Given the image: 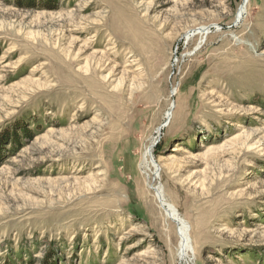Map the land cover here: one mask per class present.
<instances>
[{"label": "rangeland", "instance_id": "rangeland-1", "mask_svg": "<svg viewBox=\"0 0 264 264\" xmlns=\"http://www.w3.org/2000/svg\"><path fill=\"white\" fill-rule=\"evenodd\" d=\"M246 2L0 0V264H264Z\"/></svg>", "mask_w": 264, "mask_h": 264}, {"label": "bare ground", "instance_id": "bare-ground-1", "mask_svg": "<svg viewBox=\"0 0 264 264\" xmlns=\"http://www.w3.org/2000/svg\"><path fill=\"white\" fill-rule=\"evenodd\" d=\"M247 4H248V0L247 2L245 3V5L242 6L241 8V11L239 13V17H242L244 12H245V9L247 7ZM242 19V18H240ZM205 27V26H204ZM204 31V30H203ZM188 33V32H187ZM197 32L195 31H191L187 34V38H190L192 37L193 35H195ZM89 63V62H88ZM87 67V75L85 76V78L87 79H91V77H94L95 73L97 72V67H94V66H89V64L86 66ZM90 86V85H89ZM169 117V122H167L165 125L159 127V133L162 132L163 128L167 126V124L170 123V119H171V113L168 114ZM75 118H72L71 121H74ZM159 188V187H158ZM163 192V191H162ZM160 190L158 191V194L161 199V203L163 204V206H165L167 208V210L170 212V216L176 220L179 224V235H180V238H181V254L182 256H186V254L191 251L194 252L195 251V248L192 244V241H191V236H190V233H189V229H188V226L187 224L185 223V220L180 216V214L178 213V210L175 208V206L171 205V204H167L164 200V197H163V193H162ZM165 208V209H166ZM168 215V214H167ZM189 225V224H188ZM187 257V256H186Z\"/></svg>", "mask_w": 264, "mask_h": 264}]
</instances>
